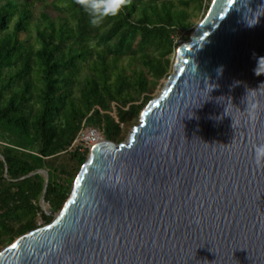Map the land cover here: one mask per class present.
Instances as JSON below:
<instances>
[{
	"label": "water",
	"instance_id": "water-1",
	"mask_svg": "<svg viewBox=\"0 0 264 264\" xmlns=\"http://www.w3.org/2000/svg\"><path fill=\"white\" fill-rule=\"evenodd\" d=\"M236 5L212 0L139 123L90 147L58 212L48 170L16 179L44 175L53 219L0 264H264V16L248 27Z\"/></svg>",
	"mask_w": 264,
	"mask_h": 264
},
{
	"label": "trees",
	"instance_id": "trees-1",
	"mask_svg": "<svg viewBox=\"0 0 264 264\" xmlns=\"http://www.w3.org/2000/svg\"><path fill=\"white\" fill-rule=\"evenodd\" d=\"M211 1L131 0L93 27L78 0H0V251L39 227V214L53 219L41 206L44 175L16 179L48 170L46 201L61 209L88 157L73 145L83 122L124 141L169 76L177 35ZM32 25L34 42L21 37Z\"/></svg>",
	"mask_w": 264,
	"mask_h": 264
},
{
	"label": "clouds",
	"instance_id": "clouds-1",
	"mask_svg": "<svg viewBox=\"0 0 264 264\" xmlns=\"http://www.w3.org/2000/svg\"><path fill=\"white\" fill-rule=\"evenodd\" d=\"M78 3L82 6L83 10L88 14L90 18V24L93 27H100L109 17L119 16L127 6L131 4V0H78ZM261 5L256 9H253L250 5V0H237V9L244 8V20L248 27H254L260 22V17L264 16V10ZM264 57H260L258 61V67L256 69L257 74L261 73L259 68L261 61ZM222 72V68L218 69ZM257 158L264 156V145L257 146Z\"/></svg>",
	"mask_w": 264,
	"mask_h": 264
},
{
	"label": "rangeland",
	"instance_id": "rangeland-1",
	"mask_svg": "<svg viewBox=\"0 0 264 264\" xmlns=\"http://www.w3.org/2000/svg\"><path fill=\"white\" fill-rule=\"evenodd\" d=\"M210 3H212V1H211ZM206 5H207V4H206ZM39 10H40V9L38 8L37 11H36L37 14H38ZM206 14H207V13H206ZM206 14H205V11H200V12L197 13V15L192 16L190 19L194 22L193 26H192L189 30H182V31H180L179 34L177 35V40L183 42V41H184V40H183V37H184V35H187V34L189 35V38H190L192 32H193V31L195 30V28L199 25V23L204 19V17L206 16ZM35 35H36V29H35V26L32 25V26L30 27V29H29L28 32H24V33L21 34V37H22L23 39H29L31 42H34V40H35ZM189 38H188V39H189ZM188 39H187V40H188ZM171 58H172V60H173V64H172V68H171L170 74L173 72V69H174V64H175V60H176V51L171 55ZM170 74H169V75H170ZM167 78H168V77L163 78V79L160 81V83L157 85V87L153 90V92L151 93L152 98H154V97H156V96L159 95V93L161 92V90H162V88H163V86H164L165 81H166ZM113 105L115 106V103H114ZM112 114H113L114 116H116V108H115V107H114V110L112 111ZM139 120H140V119H139ZM138 123H139V121L136 122V124L131 125V126L127 127V128H126V126L123 127V129H124V133H125V139H124V141L128 138V136H129L131 130H132V129L135 127V125H137ZM101 129L103 130V128H101ZM104 137H105V135H104ZM105 139H107V138L105 137ZM117 143H118V142H117ZM59 210H60V209H59ZM59 210H52V209H51V206H50V208H49V211L58 212ZM52 217H53V216H52ZM37 222H38L39 224L41 223V225L46 224V223H43L44 221H43V219H42V217H41V214H39V215L37 216Z\"/></svg>",
	"mask_w": 264,
	"mask_h": 264
},
{
	"label": "built area",
	"instance_id": "built-area-1",
	"mask_svg": "<svg viewBox=\"0 0 264 264\" xmlns=\"http://www.w3.org/2000/svg\"><path fill=\"white\" fill-rule=\"evenodd\" d=\"M103 139H105L104 131L99 126L84 121L73 145L81 144L84 148H90ZM39 225L42 226L41 223Z\"/></svg>",
	"mask_w": 264,
	"mask_h": 264
}]
</instances>
